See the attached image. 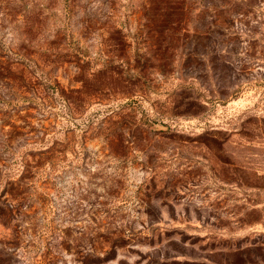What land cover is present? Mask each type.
I'll return each mask as SVG.
<instances>
[{"label":"rangeland","instance_id":"rangeland-1","mask_svg":"<svg viewBox=\"0 0 264 264\" xmlns=\"http://www.w3.org/2000/svg\"><path fill=\"white\" fill-rule=\"evenodd\" d=\"M0 264H264V0H0Z\"/></svg>","mask_w":264,"mask_h":264},{"label":"trees","instance_id":"trees-1","mask_svg":"<svg viewBox=\"0 0 264 264\" xmlns=\"http://www.w3.org/2000/svg\"><path fill=\"white\" fill-rule=\"evenodd\" d=\"M104 52H105L106 55L109 56L108 59L110 60V58H112V54L110 55V53H108V51H106V49L104 50ZM116 58H119L118 55L116 56ZM100 67H101L100 68V71H99L101 73L100 75H104V74H109V75L111 74L112 75L114 73L115 74V77L121 79L122 82H125L126 81V78L123 77V75H122V71H116L113 67H110V65L108 63H103V64L100 65ZM124 68H125V70H124L125 72L128 71V69L132 70L134 73H136L137 70L138 71L140 70L139 67L137 68L136 65H133L130 68H128V67H124ZM91 72H95V71H91Z\"/></svg>","mask_w":264,"mask_h":264}]
</instances>
